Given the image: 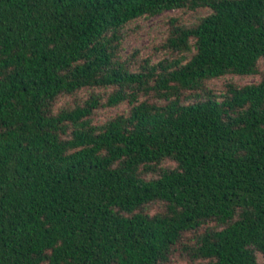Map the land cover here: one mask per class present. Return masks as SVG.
Masks as SVG:
<instances>
[{
	"label": "trees",
	"instance_id": "obj_1",
	"mask_svg": "<svg viewBox=\"0 0 264 264\" xmlns=\"http://www.w3.org/2000/svg\"><path fill=\"white\" fill-rule=\"evenodd\" d=\"M199 9L121 59L131 21ZM261 58L264 0H0V264H264Z\"/></svg>",
	"mask_w": 264,
	"mask_h": 264
},
{
	"label": "rangeland",
	"instance_id": "obj_2",
	"mask_svg": "<svg viewBox=\"0 0 264 264\" xmlns=\"http://www.w3.org/2000/svg\"><path fill=\"white\" fill-rule=\"evenodd\" d=\"M209 14L207 9H199L196 11L170 10L165 11L154 17H142L131 21L123 28V39L120 42L119 55L124 61H128L132 69H136L144 60H149L154 64L164 58L166 52L159 49L160 45L165 41L167 31V21L170 18H177L180 23L190 25L198 22L202 17ZM260 73L264 72V58H261L257 63ZM260 80V75L257 76H233L227 75L218 79L206 82V87L215 95H221L228 84L235 86H244L247 84L257 83ZM97 93H102V90H97ZM87 91H82L75 98L71 96L61 97L57 102V107H63L72 104L74 100H84L87 98ZM103 102V101H102ZM126 104H121L116 107H105L95 110L94 122L100 124L107 119L113 118L122 114L127 110ZM165 167H172L171 163L163 164ZM156 205H151L146 208L147 212H154ZM213 223L208 226H212ZM262 261L261 257H258ZM171 264H187V258L181 252L175 253L171 260ZM197 262V261H194Z\"/></svg>",
	"mask_w": 264,
	"mask_h": 264
}]
</instances>
